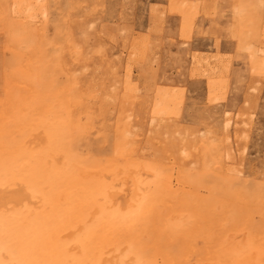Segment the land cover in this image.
Returning <instances> with one entry per match:
<instances>
[{
  "label": "bare ground",
  "instance_id": "6f19581e",
  "mask_svg": "<svg viewBox=\"0 0 264 264\" xmlns=\"http://www.w3.org/2000/svg\"><path fill=\"white\" fill-rule=\"evenodd\" d=\"M55 5L0 0V264H264V181L179 136L181 95L138 101ZM194 63L214 87L219 65Z\"/></svg>",
  "mask_w": 264,
  "mask_h": 264
},
{
  "label": "rangeland",
  "instance_id": "374dc122",
  "mask_svg": "<svg viewBox=\"0 0 264 264\" xmlns=\"http://www.w3.org/2000/svg\"><path fill=\"white\" fill-rule=\"evenodd\" d=\"M68 1L53 0V13ZM71 2L77 43L93 63L120 64L123 79L129 69L138 101L161 91L181 95L173 116L179 136L232 147L240 173L264 181V70L250 67L251 51L264 46V0ZM240 9L244 20L235 16ZM194 59L219 65L214 87ZM149 122L141 139L151 134Z\"/></svg>",
  "mask_w": 264,
  "mask_h": 264
}]
</instances>
